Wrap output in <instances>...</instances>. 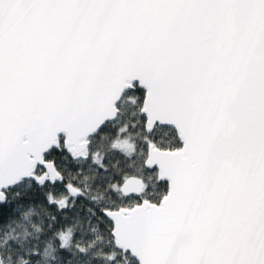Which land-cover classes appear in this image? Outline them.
<instances>
[{
	"label": "snow or ice",
	"instance_id": "obj_1",
	"mask_svg": "<svg viewBox=\"0 0 264 264\" xmlns=\"http://www.w3.org/2000/svg\"><path fill=\"white\" fill-rule=\"evenodd\" d=\"M0 264H264V0H0Z\"/></svg>",
	"mask_w": 264,
	"mask_h": 264
}]
</instances>
